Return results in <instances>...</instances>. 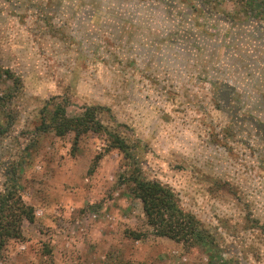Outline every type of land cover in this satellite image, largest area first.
Here are the masks:
<instances>
[{"label":"rangeland","instance_id":"374dc122","mask_svg":"<svg viewBox=\"0 0 264 264\" xmlns=\"http://www.w3.org/2000/svg\"><path fill=\"white\" fill-rule=\"evenodd\" d=\"M0 68V192L34 209L0 264H264V0H0ZM112 136L210 246L153 235Z\"/></svg>","mask_w":264,"mask_h":264},{"label":"trees","instance_id":"16d2710c","mask_svg":"<svg viewBox=\"0 0 264 264\" xmlns=\"http://www.w3.org/2000/svg\"><path fill=\"white\" fill-rule=\"evenodd\" d=\"M11 81L14 91H19L20 81L9 70L0 68V81ZM12 91V90H11ZM0 97V105L9 104L13 91ZM52 129L56 136L64 137L68 132L75 134L74 145L81 134L93 132L101 134L102 124L97 119L93 108H86L82 116L70 118L61 105H58L51 118ZM109 141L112 148L118 149L131 163L133 170L126 178L125 185L131 195L140 201L146 225L151 228L153 235L158 238H167L171 241L189 245L210 246L212 239L203 229L199 220L192 214L182 211L174 193L158 182L147 180L135 161L131 150L123 139L112 136ZM27 221H34V209L26 205L21 197V186L14 171L8 172V179L0 192V254L10 240H19L22 237V226ZM133 240H141L143 234L129 232ZM115 264H132L117 262Z\"/></svg>","mask_w":264,"mask_h":264}]
</instances>
